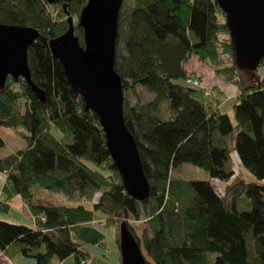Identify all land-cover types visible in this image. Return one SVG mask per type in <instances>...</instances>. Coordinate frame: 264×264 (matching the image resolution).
<instances>
[{
	"label": "trees",
	"instance_id": "trees-1",
	"mask_svg": "<svg viewBox=\"0 0 264 264\" xmlns=\"http://www.w3.org/2000/svg\"><path fill=\"white\" fill-rule=\"evenodd\" d=\"M63 1L0 0L2 23L40 32L28 59L32 81L45 93L41 99L22 76H8L0 87V125L23 128L27 140L0 158V211L19 197L35 218L14 223L0 217V253L35 264L72 256L75 264L87 262L84 246H106L100 224L93 223L102 214L105 225L115 227L118 244L121 223L128 225L146 264H264V75L242 76L218 1L123 2L114 66L122 78L125 122L151 186L144 200L127 192L99 116L86 108L51 51L49 41L68 29V14L84 44L78 17L87 0H70L66 9ZM192 56L237 87L234 119L221 109L224 95L217 86L207 95L179 82ZM182 163L228 181L225 191L210 179L173 178ZM244 168L253 180L244 177ZM42 188L78 204L41 203L36 191ZM243 198L247 209H240ZM143 219L148 230L141 236L136 223Z\"/></svg>",
	"mask_w": 264,
	"mask_h": 264
},
{
	"label": "water",
	"instance_id": "water-1",
	"mask_svg": "<svg viewBox=\"0 0 264 264\" xmlns=\"http://www.w3.org/2000/svg\"><path fill=\"white\" fill-rule=\"evenodd\" d=\"M54 3L56 0H48ZM64 9L70 0H64ZM224 11L235 50L237 67L254 71L264 59V0H217ZM124 0H87L78 17L84 44L75 34L73 16L68 29L52 38L53 55L62 63L71 87L82 93L86 108L100 118L106 145L127 192L138 200L150 194L137 141L123 112L122 78L115 70L119 15ZM68 12V11H67ZM38 29L7 25L0 21V87L8 76H22L41 98L45 93L33 81L28 59L29 47L38 38ZM119 246L122 264H146V257L133 231L120 225Z\"/></svg>",
	"mask_w": 264,
	"mask_h": 264
},
{
	"label": "rangeland",
	"instance_id": "rangeland-1",
	"mask_svg": "<svg viewBox=\"0 0 264 264\" xmlns=\"http://www.w3.org/2000/svg\"><path fill=\"white\" fill-rule=\"evenodd\" d=\"M51 4L55 5V2ZM52 9L54 10V13H57L59 11L58 8L56 7ZM193 75L199 77V75L195 74V72L193 73ZM263 75H264V64L263 63H261L259 67L254 71L242 70V76L246 79H261ZM184 81H185L184 78L179 79V82H184ZM199 88L205 89L206 90L205 93L207 95H213L212 93L213 90H211V87L205 86L203 82L202 84H200ZM217 88L218 90L220 89L219 87ZM220 90L223 92V95H224L222 97H225L226 91L222 89ZM226 93L231 94L230 92H226ZM237 96L238 94L231 96L233 97V101L230 100L229 98L230 102H228L226 106L223 108V109L229 108V107L231 108L230 114H231L232 119H234V109L232 108V105L237 100ZM223 102H224V99L220 102V106L222 105ZM21 130L24 131L23 128H11L5 125H0V137L4 141V144L0 146V158L7 156L17 151L18 149H22L27 146V140L22 135ZM234 161L236 165L239 167V161L237 159H235ZM243 172H244V177L247 178L248 180L254 179L252 174L247 169L244 168ZM171 176L173 178L182 179V180L210 179V181H212L213 183V186L220 192H224L229 183L228 181L223 180V179L211 178L206 170L192 163H182L178 165L176 168L172 170ZM4 181H5V176L3 173L0 172V196L3 195L2 187H3ZM34 192H35V188H34ZM18 199L19 197H16L12 200L11 208L9 211L7 212L0 211V217L5 219L6 221L14 222V223H24V222L33 223L35 218L31 216L26 206H24L22 204V201ZM36 199L38 201H43L49 204H52V203L53 204H64L65 203L67 205H77L78 204V202L75 203L74 201L72 202L66 201L65 198L62 197V195L57 194L56 192H52L51 190L43 189V188L39 190L38 192L36 191ZM82 202L85 203V205L89 207L92 206V202H87V201H82ZM239 206H240V209L249 208L246 198H243L240 200ZM103 218L104 216L102 214H98L97 219L93 223L100 224V226L98 227L105 234L106 246H101V245L84 246V248L90 253L91 260H87V262H84V263L81 262V264H121V251H120V246L117 242L116 229L113 225H110V226L105 225V219ZM136 225H138L137 228L139 231V235L143 236V232L148 230L147 221L143 219L141 221H138ZM11 261L14 264H35V260L33 258H27L23 256L15 257L14 259H11ZM57 264H60V263L57 262ZM61 264H75L74 257L73 256L70 257L69 260L62 262ZM209 264H211V262Z\"/></svg>",
	"mask_w": 264,
	"mask_h": 264
},
{
	"label": "crops",
	"instance_id": "crops-1",
	"mask_svg": "<svg viewBox=\"0 0 264 264\" xmlns=\"http://www.w3.org/2000/svg\"><path fill=\"white\" fill-rule=\"evenodd\" d=\"M185 68L187 70V72L189 74H193L195 72V74H198L199 77L201 78L203 84L205 86H208V87H214V86H217L219 87L220 89L222 90H225L226 92H230L231 94H228L225 92V97H223L224 99V102L222 103V105L220 106L221 109L227 113H229L230 117H231V112H230V107L229 108H225L223 109L226 104L228 102H230V100L233 101V95H237L238 90L237 87L231 83H228V82H225L223 81L210 67L209 65H207L206 63L200 61L198 59L197 56H192L186 63H185ZM194 71V72H193ZM227 88V89H226ZM228 90V91H227ZM230 98V100H229ZM232 118V117H231ZM63 197V196H62ZM64 198V197H63ZM20 201H22V204L24 206H26L25 202L22 200V199H18ZM41 203H44V204H49V203H45L43 201H40ZM53 204V203H52ZM27 208V207H26ZM28 210V208H27ZM14 259V258H13ZM22 260V259H21ZM20 260V261H21ZM69 260L66 259L64 261H67ZM19 261V262H20ZM62 261V262H64ZM62 262H59L60 264ZM0 264H14L11 259H9L7 256H5L3 253H0ZM57 264V263H56Z\"/></svg>",
	"mask_w": 264,
	"mask_h": 264
},
{
	"label": "built area",
	"instance_id": "built-area-1",
	"mask_svg": "<svg viewBox=\"0 0 264 264\" xmlns=\"http://www.w3.org/2000/svg\"><path fill=\"white\" fill-rule=\"evenodd\" d=\"M185 81H186V83L191 84L195 87H199L200 84H202L200 78L198 76L193 75V74H188L185 77ZM207 92H209V91H207Z\"/></svg>",
	"mask_w": 264,
	"mask_h": 264
}]
</instances>
